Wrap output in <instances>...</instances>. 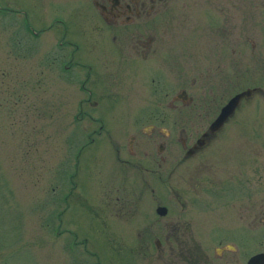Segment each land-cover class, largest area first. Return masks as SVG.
Instances as JSON below:
<instances>
[{"label":"flooded vegetation","instance_id":"af4514ba","mask_svg":"<svg viewBox=\"0 0 264 264\" xmlns=\"http://www.w3.org/2000/svg\"><path fill=\"white\" fill-rule=\"evenodd\" d=\"M31 1L54 3L56 18L78 14L93 24L62 27L51 64L78 84L83 98L74 115L92 125L85 139L90 163L96 159L119 179L101 204L91 197L86 222L103 208L102 241L131 236L137 252L152 246L163 264H248L264 254V127L251 111L254 103L264 108V90H236L235 6L226 11L222 0H197L207 8L189 15L184 4L178 36L152 26L168 0ZM70 2L80 7L70 9ZM246 89L256 90L213 129L223 106ZM73 189L60 192L59 204L69 206ZM109 211L123 219L114 222L117 234L109 231Z\"/></svg>","mask_w":264,"mask_h":264},{"label":"rangeland","instance_id":"374dc122","mask_svg":"<svg viewBox=\"0 0 264 264\" xmlns=\"http://www.w3.org/2000/svg\"><path fill=\"white\" fill-rule=\"evenodd\" d=\"M219 3L226 11L230 3L235 6L236 90L246 86L264 90V0ZM184 4L189 15L208 6L197 0H168L157 15L161 20L156 19L152 26L171 27L179 36L184 28ZM53 5L0 0V11L12 10L0 13V264H163L165 256L157 259L152 246L147 254L141 248L137 252L131 236L121 243L102 241L107 231L100 221L104 216L101 206H97L95 218L86 222L91 197L94 205L101 204L107 189L119 186V179L103 173L96 159L91 167L85 139L92 125L74 115L83 98L78 84L51 64L58 31L62 27L86 28L93 25L89 24L91 18L78 14L56 18ZM67 5L80 7L78 2ZM251 111L257 127H264L263 104H252ZM71 187L76 189L69 206L59 204L60 192L68 193ZM111 193L114 199L115 190ZM112 206L107 207H120ZM113 215L108 212L114 225L109 231L117 234L114 222H124ZM118 228L120 233L125 231ZM73 241L76 247L71 246ZM257 248L254 243V252Z\"/></svg>","mask_w":264,"mask_h":264},{"label":"water","instance_id":"95a60500","mask_svg":"<svg viewBox=\"0 0 264 264\" xmlns=\"http://www.w3.org/2000/svg\"><path fill=\"white\" fill-rule=\"evenodd\" d=\"M256 89H246L237 95L233 96L221 109L219 115L217 118L214 120L212 123L213 129L217 128L222 121L227 117L229 114L232 113L234 108L237 106L238 102L240 99L244 97H248L251 92L255 91ZM248 264H264V254L263 253H258L255 254L248 262Z\"/></svg>","mask_w":264,"mask_h":264}]
</instances>
